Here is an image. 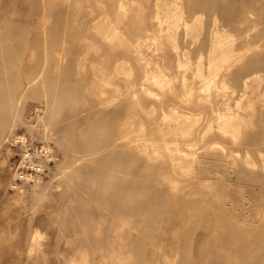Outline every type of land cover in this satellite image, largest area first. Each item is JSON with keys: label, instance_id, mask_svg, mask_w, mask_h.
I'll use <instances>...</instances> for the list:
<instances>
[{"label": "rangeland", "instance_id": "1", "mask_svg": "<svg viewBox=\"0 0 264 264\" xmlns=\"http://www.w3.org/2000/svg\"><path fill=\"white\" fill-rule=\"evenodd\" d=\"M0 43V264H264V0H0Z\"/></svg>", "mask_w": 264, "mask_h": 264}, {"label": "bare ground", "instance_id": "2", "mask_svg": "<svg viewBox=\"0 0 264 264\" xmlns=\"http://www.w3.org/2000/svg\"><path fill=\"white\" fill-rule=\"evenodd\" d=\"M0 48H1V43H0ZM1 61H4L1 57H0ZM12 81L10 82V78L5 74V71L3 68H0V100H3V98L5 97V94L8 92L9 93V97H11V93L13 92V86L16 84L13 80H15V78L11 79ZM31 82H26L23 84L22 88H23V92L31 87ZM23 92H21L20 96H19V100L22 97ZM9 97L7 99H5V101L7 103H9ZM9 107V106H7ZM9 114V110L8 108H0V127L3 128L5 125L9 124L8 121H10V116L7 115ZM14 118V117H13ZM12 118V120H13ZM21 176H23V174H20Z\"/></svg>", "mask_w": 264, "mask_h": 264}]
</instances>
